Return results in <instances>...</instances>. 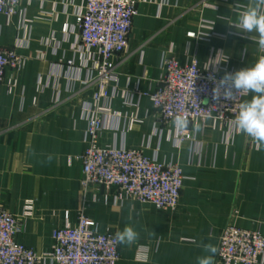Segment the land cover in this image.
I'll return each instance as SVG.
<instances>
[{
    "label": "crops",
    "instance_id": "0c3cea01",
    "mask_svg": "<svg viewBox=\"0 0 264 264\" xmlns=\"http://www.w3.org/2000/svg\"><path fill=\"white\" fill-rule=\"evenodd\" d=\"M84 3L25 0L26 24L20 31L16 16L0 15V46L24 57L21 70L7 69L0 84V207L20 219L17 240L39 253L51 250L53 230L66 224L67 212L74 224L84 202L87 216L102 231L117 233L131 225L139 232L132 246L120 244L118 264H198L197 257L206 255L202 245L217 247L228 224L264 234V148L257 150L235 125L213 120L190 122L180 138L149 96L170 56L184 65L196 59L222 76L264 56L257 33L228 25L239 11L235 5L249 0L138 2L128 51L104 101L110 112L103 116L97 142L179 164L186 179L174 210L119 197L116 188L92 187L86 195L81 188L97 60L79 43L76 15ZM161 53H166L163 62ZM14 77L18 85L8 92ZM252 95L244 94L243 102ZM195 124L201 132L193 131ZM37 264L55 263L40 259ZM214 264H223L216 255Z\"/></svg>",
    "mask_w": 264,
    "mask_h": 264
},
{
    "label": "built area",
    "instance_id": "2783aa9c",
    "mask_svg": "<svg viewBox=\"0 0 264 264\" xmlns=\"http://www.w3.org/2000/svg\"><path fill=\"white\" fill-rule=\"evenodd\" d=\"M24 1L0 0V15L16 16L19 31L26 24ZM138 2L85 0L76 15L81 47L97 54L94 106L89 109L88 146L81 155L80 184L85 195L92 187L105 186L116 188L119 197L126 196L158 210H174L186 179L179 164L159 162L147 157L141 149L100 146L97 142L103 116L110 112L104 101L110 95L109 85L117 79L118 61L128 51L129 33L137 15ZM64 29L66 31L67 25ZM23 63L24 57L15 49L0 46V84L7 69L18 73ZM164 71L157 89L149 94L163 121L173 123L179 114L187 116L190 122L213 120L221 126L235 125L245 93L214 99L213 89L223 77L217 68L202 67L196 59L184 65L170 56L164 61ZM17 85L16 77L11 78L7 82L8 92ZM177 133L180 138L185 136V131ZM85 205L84 202L77 212L74 224L69 223V213H65L66 224L53 230L52 249L43 253L17 240L21 231L20 219L0 207V264H37L40 259H50L55 264H118L120 244L115 239L116 233L110 229L102 231L87 216ZM27 211L31 213L32 207L28 206ZM217 249L216 259L223 264H261L264 234L228 224L220 234ZM140 256L145 260L147 253L142 251Z\"/></svg>",
    "mask_w": 264,
    "mask_h": 264
},
{
    "label": "clouds",
    "instance_id": "9594fccd",
    "mask_svg": "<svg viewBox=\"0 0 264 264\" xmlns=\"http://www.w3.org/2000/svg\"><path fill=\"white\" fill-rule=\"evenodd\" d=\"M239 9L235 21L228 25L239 29L240 33L258 34L256 41L259 49L264 50V0H249L246 6L236 4ZM166 53H161L163 62ZM253 93L252 98L239 105L238 114L235 117V126L239 133L250 137L257 150L264 148V56H260L251 67L242 68L233 73L226 72L216 83L213 89L214 99L223 96L231 98L236 93ZM190 121L185 115H176L173 125L176 130L184 132L188 130ZM193 131L199 133L202 128L199 124L193 125ZM52 156L47 157L51 163ZM116 241L130 247L139 239V232L131 225H126L122 231L115 235ZM204 253L197 257L198 264H214V257L218 249L213 244L202 245Z\"/></svg>",
    "mask_w": 264,
    "mask_h": 264
}]
</instances>
